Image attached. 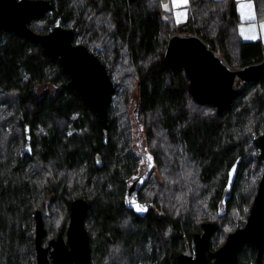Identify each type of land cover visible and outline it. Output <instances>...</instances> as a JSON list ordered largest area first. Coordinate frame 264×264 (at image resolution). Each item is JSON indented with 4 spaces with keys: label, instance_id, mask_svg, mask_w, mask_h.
<instances>
[{
    "label": "trees",
    "instance_id": "trees-1",
    "mask_svg": "<svg viewBox=\"0 0 264 264\" xmlns=\"http://www.w3.org/2000/svg\"><path fill=\"white\" fill-rule=\"evenodd\" d=\"M163 1L51 0L47 14L28 22L38 33L58 24L73 28V41L107 66L114 91L106 130L68 88L57 59L40 44L0 30V264H35V211L49 212L56 204L68 217L78 197L88 203L84 226L91 264H177V255L201 229L199 208L212 184L207 205L216 213L219 204L217 220L232 210L248 216L258 184L252 177L263 166L254 138L264 131V78H236L235 98L218 112L193 98L185 69H169L164 55L173 36H198L237 70L264 61V44L239 37L235 0H188L183 23L163 9ZM254 1L257 19H263L264 0ZM45 84L55 89L38 94ZM134 88L136 117L154 164L140 191L152 204L143 216L126 201L127 181L137 166L129 114ZM26 125L31 154L22 153ZM238 157L227 190L228 171ZM222 227L211 249L221 245ZM232 264H264V246L260 263L256 249L244 244Z\"/></svg>",
    "mask_w": 264,
    "mask_h": 264
},
{
    "label": "water",
    "instance_id": "water-1",
    "mask_svg": "<svg viewBox=\"0 0 264 264\" xmlns=\"http://www.w3.org/2000/svg\"><path fill=\"white\" fill-rule=\"evenodd\" d=\"M52 9L51 0H0V30L22 35L40 44L43 52L57 59L61 70L69 80L67 86L76 91L84 104L93 111L104 130L107 125V107L114 91V84L106 65L84 44L73 41L74 30L62 25L54 26L47 33H38L28 22L39 19ZM167 67L175 70L183 67L189 79V90L198 102L213 104L218 112L227 109L237 91L236 78L242 82H255L264 78V61L230 69L198 36H173L169 39L164 55ZM258 158L264 159V131L254 138ZM29 127L25 126V146L22 153L31 154ZM240 162L238 157L228 171L226 183L230 190ZM130 189L129 193L132 194ZM229 198L224 195L223 204ZM87 201L78 197L69 205V222L65 236L61 232L43 245L46 234L39 209L34 213L35 264H91L89 238L84 226ZM203 232L193 236L194 253L188 250L177 255V264H232L243 244L256 250L257 262H261L264 245V166L253 197L249 214L243 226L229 232L224 243L206 256L210 236L214 230L211 222L203 223Z\"/></svg>",
    "mask_w": 264,
    "mask_h": 264
},
{
    "label": "rangeland",
    "instance_id": "rangeland-1",
    "mask_svg": "<svg viewBox=\"0 0 264 264\" xmlns=\"http://www.w3.org/2000/svg\"><path fill=\"white\" fill-rule=\"evenodd\" d=\"M54 89L55 88L53 86H51L50 84L40 85L37 88V93L41 94L46 90L53 91ZM136 99H137V92H136V89L134 88L132 93H131L130 101H129V114H130V118H131L130 123H131L132 138H133L132 139V147L134 148L136 154L142 155L143 153H145L144 148L146 147V142H145V138H144V131H143L142 125L138 122L137 117H136ZM24 146H25V144L23 145V147ZM251 168L254 170L253 165H251ZM261 173H262V168H261V170L258 169L252 178L254 180L259 181V179L261 177ZM245 179H246V177H245ZM211 186H213V187L210 190L209 196L215 190L214 184H212ZM255 193H256V191H255ZM209 196H208V198H209ZM207 199H205L200 204L199 219L201 221H204V220L216 221L218 215L208 207V205H207L208 200ZM46 200H49V197H47ZM43 211H44V209L42 210V213H43ZM246 218L247 217L240 215L236 210H232L230 215L228 216V218H225L223 220L222 219L217 220V221H219V222H216L217 226L223 225L222 234H221V236L218 237L220 242H221V245L225 241L226 236L229 232L233 231L234 229H236L237 227H239L241 225L242 226L244 225V223L246 222ZM43 220H44V224H46V226L48 227L47 237H44L45 239L43 240V245H46L49 239L55 238L59 232H61L63 234V236H65V231H66V228H67L68 222H69V213H68V217H66L65 212L62 210V208L60 206L54 204L52 206V209L49 211V213L44 215ZM33 222H34V218H33ZM63 222H67V223H66V226L64 228V231L62 232L61 230L59 231V229H60V226L63 224ZM199 223H201V222H199ZM32 228L34 230V223H33ZM55 232H56V234H54ZM217 236H218V234H217ZM33 238H34V235H33Z\"/></svg>",
    "mask_w": 264,
    "mask_h": 264
},
{
    "label": "flooded vegetation",
    "instance_id": "flooded-vegetation-1",
    "mask_svg": "<svg viewBox=\"0 0 264 264\" xmlns=\"http://www.w3.org/2000/svg\"><path fill=\"white\" fill-rule=\"evenodd\" d=\"M145 149V153H143L142 155H138L136 154L134 148L132 147V150L134 151V154L137 158V166H136V171L131 175V177L128 179L127 181V185H126V201H127V204L129 205V207H131L137 215L139 216H143L144 214H146L148 212V210L150 209V207H152V204L149 203L148 201L144 200L141 198V195H140V191L142 189V185L144 184L145 180H146V177L147 175L152 171V169L154 168V164L152 162V159L146 149V147L144 148ZM259 159V158H258ZM263 161V166H264V159H260ZM263 166H262V170H263ZM130 189H133L132 190V194L130 195L129 191ZM223 203V202H222ZM156 211V210H155ZM41 212V215H42V220H43V217L44 215L48 214L49 212H47V210L44 209L43 213L42 211L40 210ZM221 212V209L219 207V204H217V208H216V213L217 214H220ZM249 214V213H248ZM34 218V216H33ZM35 222V221H34ZM44 222V220H43ZM205 222H211L214 224V230L210 236V242H209V248L208 250L206 251V256H207V259L210 263L213 262V257H211L209 255L210 252L216 250V249H211L210 245H211V238L212 236L215 234L216 232V228H217V224L213 221H210V220H205L203 222H201V229L199 232H195V233H199L201 234L204 230L203 228V223ZM46 235V234H45ZM194 236V235H193ZM43 241V240H42ZM224 243V242H223ZM244 245V244H243ZM242 245V246H243ZM241 246V247H242ZM252 246V245H251ZM264 246V245H263ZM263 249V248H262ZM189 251L190 253H194V242L192 241V245L191 247H186V249L183 251ZM256 253H257V250H256ZM262 254V253H261ZM211 258V261L209 260ZM257 260V259H256Z\"/></svg>",
    "mask_w": 264,
    "mask_h": 264
},
{
    "label": "crops",
    "instance_id": "crops-1",
    "mask_svg": "<svg viewBox=\"0 0 264 264\" xmlns=\"http://www.w3.org/2000/svg\"><path fill=\"white\" fill-rule=\"evenodd\" d=\"M174 0H164L163 9L171 15L176 23H183L187 18V4ZM239 23L237 32L244 41H260L264 44V18L257 19L254 0H235Z\"/></svg>",
    "mask_w": 264,
    "mask_h": 264
},
{
    "label": "snow or ice",
    "instance_id": "snow-or-ice-1",
    "mask_svg": "<svg viewBox=\"0 0 264 264\" xmlns=\"http://www.w3.org/2000/svg\"><path fill=\"white\" fill-rule=\"evenodd\" d=\"M179 2L186 3V2H187V0H179ZM174 3H176V4H177V6H178L177 0H174Z\"/></svg>",
    "mask_w": 264,
    "mask_h": 264
}]
</instances>
